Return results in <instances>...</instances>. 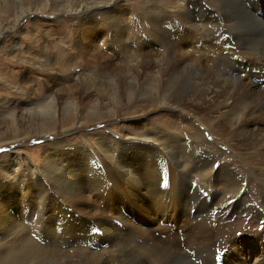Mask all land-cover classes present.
Here are the masks:
<instances>
[{
  "label": "bare ground",
  "instance_id": "obj_1",
  "mask_svg": "<svg viewBox=\"0 0 264 264\" xmlns=\"http://www.w3.org/2000/svg\"><path fill=\"white\" fill-rule=\"evenodd\" d=\"M23 1L15 0L12 8L3 4L0 36L18 31L22 16L31 11ZM140 1L45 0L44 9L51 2L49 10L82 12L86 18L76 28L67 29L70 37L63 36L61 46L54 44L44 50L40 35L26 36L30 50L43 57L36 59V68L46 67L42 74L49 81L53 75L54 82L64 73L73 74L76 68L63 50L64 40L69 38L79 54H90L76 62L85 73L77 77L80 88L72 89V95L103 93L98 82L106 83L112 87L108 90L112 95L109 114L116 118L122 110L119 93L131 103L144 100L148 92L146 100L173 115H188L209 131L210 139L197 134L193 126L181 134L177 124L162 121L161 126L156 123L142 134L123 135L105 129L93 136L94 142L88 136L79 141L56 139L49 142L37 168L15 153L1 163L2 172L20 163L29 166L26 174L15 177L10 185L0 181V234L12 237L9 245L0 248V264H196L189 252L206 264H251L245 253L233 249L239 236L260 239L264 245V19L258 16V11H264V0ZM121 2L140 11L134 17L135 30H131L129 42L124 40L129 22L126 10L119 8ZM98 16L103 23L95 28ZM137 17L148 27L141 31ZM103 35L108 53L103 49L91 53ZM51 50L59 56L53 68ZM43 92L34 94L41 102L23 100L20 104L26 114L32 109L43 114L53 109L51 118L55 119L58 99L67 97V91ZM72 104L68 103L66 110L76 108ZM97 108L94 105L95 112ZM7 113L8 128L0 132V149L8 146L4 144L19 143L24 134L15 111ZM252 125L254 129H250ZM35 126L39 128L31 131L57 138L60 128L67 132L74 128L65 123L55 128L53 120ZM10 136L13 139L8 142ZM223 146L231 153L223 151ZM128 153L135 156L128 157ZM192 184L200 205L194 215L189 214ZM153 194L155 210L147 204ZM206 194L211 199H205ZM108 198L115 203H105ZM97 201H103L105 208L98 209ZM181 203L182 220L177 213ZM118 204L149 221L155 216L163 223L181 222L182 233H172L168 226L144 230L125 217ZM13 208L21 215L14 217ZM26 214L28 220L35 218L36 224L42 225V243L34 240L30 227L21 222ZM69 225L86 233L97 227L104 237H111V245L102 248L105 243L101 239L94 248L80 247L77 241L83 239L67 233ZM157 232L163 237L158 238ZM254 259L253 264H264V252Z\"/></svg>",
  "mask_w": 264,
  "mask_h": 264
},
{
  "label": "rangeland",
  "instance_id": "obj_2",
  "mask_svg": "<svg viewBox=\"0 0 264 264\" xmlns=\"http://www.w3.org/2000/svg\"><path fill=\"white\" fill-rule=\"evenodd\" d=\"M130 1L131 4L141 2L140 0H137V2L134 0H130ZM5 2H7L6 4L9 6V8H12L15 3V0H0V16L3 15V7H5V5L3 4H5ZM23 2L25 5H27L28 8H30L31 11L22 16L19 25H17L18 26L17 29H15L18 31L15 32L14 31L12 32V30L5 31L0 36V132H4V130L8 128L7 122L9 120L7 119V115H8L7 111L14 110L16 113V118L18 119V123L20 124V128L24 133L20 136L19 143L9 144L8 142L13 139L10 136L8 137L10 138L7 142L8 144H4L8 146L2 147L0 149V181L5 183L6 185H10L12 180L15 179V177L18 178L19 176H24L26 174V169L28 168L27 166H29L28 163L26 167H24L23 163H20L12 166L8 172L7 171L2 172L1 167H3L4 165H2L1 163L5 162V160H8L15 153H19L22 155L23 158H27L29 163L37 168L40 165H42V160L45 158V154L49 142H56L55 141L56 139H60L62 141H64V139H69V140L76 139L79 141L80 137L84 138L87 136L90 137V140L92 139L91 140L92 142H94L93 140L95 138H93V136L98 134L99 132L104 131L105 129H109L112 132H116L117 134L120 133L123 135L130 134L129 132L131 133L139 132L142 134L147 131L149 126L155 125L156 123H157L156 125L164 124L162 123V121L165 122L168 121L170 123L177 124L179 128L178 132H180L181 134L184 133L186 134V130H187L186 128L193 126V128L197 130V134L201 135L204 138L206 137L207 139H210L209 131H205V127L200 128L199 124L190 120V117L188 115L186 114L179 115L178 113H176V115H173L168 110L165 109L163 110L160 107L156 106V104L152 103L151 101L146 100L147 98L150 97L148 92L146 94L144 93V100L132 101L131 103L128 102L127 96L122 97V95L119 93L117 100L122 110L118 112L117 114L118 116L116 118H111L109 114V105H111V103L108 102V99L112 95H111V91L108 90H111L112 87L107 85L106 83H104L103 86L102 81L98 82L105 89L103 93L100 92L98 93L97 91H94L92 93H89V95L86 94H83V96L72 95L71 92L72 89L75 90L80 88L79 85L80 83H78L76 80L77 77H79L80 75L83 76V73H85V71H83L84 69L82 70L79 69V67H77L76 62L78 61V59H88L90 54L85 57L79 54L80 50L75 46L73 41L69 38H67L68 42L66 41L68 44L64 40L63 44L65 47L63 48V50L66 51L65 53L66 58L70 62H72L71 63L73 65L72 68H76L77 72L75 71L76 70L75 69L73 71L75 74L73 73L67 75L68 73H64V76L62 75V77L56 78L57 79L56 82H54L55 78L52 75L51 78L53 79V81H49L50 80L49 77L44 76L42 74L44 70H47V68L45 67L43 68V70L36 68L37 63L35 61L37 58L42 59L43 58L41 57L42 54L40 55V53H35L32 50H30L31 48L26 42V38L28 36L40 35L41 37H39V40L42 46L41 49L44 50L45 49L47 50V47L49 48L54 44L56 45L59 44L61 46V43L63 42L62 39L63 36L70 37L68 34L69 31H67V29L73 27L76 28V26L81 24L82 20L85 19L86 16L82 12L79 15H74L73 13L67 14V12H64L63 10L60 11L57 10L58 12H54L53 10H49L53 4L51 2H48L49 8L44 9V6L46 5L45 0L44 1L24 0ZM124 4H125L124 2H121L119 4V8L120 9L123 8L124 10H126L125 16L127 22H129V26H128L129 30L128 33L125 34L126 39L124 38V40L128 41L131 40L130 37L132 31L135 30L133 25V20H135L136 15L140 13V11H136L135 6L133 7V5L125 7ZM262 13H264L263 10L258 11V16L264 19V17H262L263 16ZM96 19L97 21H95L96 24L95 28H98L102 25L103 22H101V17L99 16L96 17ZM136 21L138 22L140 21V23L138 22L136 23L141 28V31H142V27L145 28L148 27V25L145 24L146 22L144 20H139L137 17ZM137 34H139L138 31ZM104 41H105V35H103L101 38H99L98 41H96L95 45L92 47L91 53L93 52L97 53L102 49L106 51L105 53H108V49L107 50L104 49L106 47ZM33 43L36 44V42H32V44ZM107 47H109V44L107 45ZM23 56H25L26 58ZM33 57L35 59H33ZM49 58H50L49 63L51 64V68H53L54 64L59 60L58 52L55 50H51ZM23 61L26 62L24 63V67H21ZM114 62L116 64H120V62L116 60ZM42 63L43 61L40 60L39 64ZM23 72H24L23 77H21L20 75ZM52 72L54 73L55 71ZM64 90L67 91V97L58 99L57 102L58 114L55 119L51 118L53 109L49 108L48 110H46L47 112L45 114H43L37 109L34 110L32 109L31 112L26 114L25 109H23V107L20 104L21 102H23V100L31 101V102L32 101L36 102V100L39 101L40 97L38 96L35 97L34 94L40 93L41 91L43 93L52 91V93L54 92L53 94H56V92H60V91L63 92ZM39 102H41V100ZM68 103L71 104L73 103L72 105H75L76 108L75 107L71 108L69 111L66 110L68 107ZM94 105H98L97 112L94 111ZM31 113L32 115H30ZM49 120H53V125H55V128H57V124L59 125L60 123H62V125H64L65 123L67 124V127L73 126L74 128L69 129L70 131L68 132L60 128L61 130L59 131V133L61 134V136L58 138L56 136L53 137V135H47V134L43 135L39 131L38 132L31 131L39 128L35 126V124H39ZM47 124H49V122ZM254 128L255 127L253 125L250 127V129H254ZM195 129H193V132L196 131ZM222 150L226 151L228 154L231 153L230 149L227 148L226 146L222 148ZM129 155L131 157L135 156L132 153H128V157H130ZM131 162L136 164V162H134L133 160ZM194 187L195 186H193L192 184L190 190V194H192V197L190 198L191 203H190L189 214L191 213L192 215L196 213V211L199 208L198 206H200L198 205V202L194 199V197L196 198V196L193 195L192 193L195 191ZM156 189L157 188H155V190ZM155 190H153V192ZM208 195L209 194H206L204 198L206 197L207 199H211ZM153 198H154V194L150 196L149 198L150 200L147 201V204H149V206H151L152 208H153V204H152ZM203 201L204 200L200 202ZM105 203L111 205L114 204L115 202L113 201V199L108 198L106 199ZM105 203H103V201H97L96 207L98 209L101 208L103 209L105 208ZM176 203L177 202L175 201V204ZM118 205L120 212H122V214L125 217L129 218L132 222L142 227L144 230L150 229L152 231L153 230L155 231L156 229L158 230V228L168 226L169 228L171 227L173 228L172 233H179V234L182 233V229L180 228L181 225H179L181 223L180 221H179L180 223L178 222L173 223L172 221H167V223L165 222L163 223L161 222L162 220L161 217H158V221H157L155 216H151L152 218L151 219L152 222H151L147 218L141 217V215L136 213V211H134L132 208H127V206L125 207V205L122 206L120 204ZM183 206H184L183 204L180 205V208L177 212L180 220L184 218ZM186 210H188V205L186 206ZM11 213H13L12 215L14 217H18L21 215V212L18 208H13ZM28 219L30 218L26 214V218L23 219L21 222H23L24 226L27 225L28 227H30L29 232L31 234V237L34 240L42 243L44 237L42 234V230H43L42 225L36 224L37 219L35 218L32 220H28ZM114 223L115 225L117 224L119 228H121L120 229L121 231L127 232V229L124 228V225H122L121 222L115 221ZM70 226L72 225H69V227H67L66 232L71 234L75 239H83L77 241V244L80 245V247L94 248L101 239H103V242L105 243L102 248L107 249L111 245L110 243L111 237H104V234L101 233L97 227H91V229H88L89 232L86 233L85 230L77 231L78 230L77 226H75V228L74 227L70 228ZM57 228L60 229L57 230L58 233H61L63 231L61 229L60 224L57 226ZM156 235L158 238L163 237L160 234H158V232ZM11 238H12L11 236L8 237V235L0 234V248L3 245L6 246L9 245ZM125 238L126 235L121 237L122 240H124ZM239 238H240L239 241H237L234 244L233 249L238 250L239 253L247 254V255L244 254V256H246L245 258L249 261V263L253 264V262L255 261L254 258L262 256L264 252V245L262 244L263 242L259 241L260 239L258 237L257 239L259 240L254 239V237L241 238V236H239ZM188 254L192 257V260L196 264H206L205 263L206 260H202V259L199 260L196 257L195 252H191V253L189 252ZM214 256L215 254L213 255V262H214ZM27 264H34V263L28 262ZM184 264H190V263L188 261V262H184ZM219 264L222 263L220 262Z\"/></svg>",
  "mask_w": 264,
  "mask_h": 264
}]
</instances>
